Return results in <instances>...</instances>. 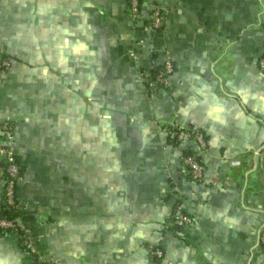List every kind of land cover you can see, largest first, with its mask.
<instances>
[{
  "label": "crops",
  "instance_id": "1",
  "mask_svg": "<svg viewBox=\"0 0 264 264\" xmlns=\"http://www.w3.org/2000/svg\"><path fill=\"white\" fill-rule=\"evenodd\" d=\"M143 3L134 19L127 0H0L12 58L0 123L37 251L64 264H264V0ZM166 52L168 85L151 95L138 73ZM174 122L205 131L200 181L180 169L196 145ZM177 207L191 223L173 221ZM0 264L39 262L12 229Z\"/></svg>",
  "mask_w": 264,
  "mask_h": 264
},
{
  "label": "built area",
  "instance_id": "2",
  "mask_svg": "<svg viewBox=\"0 0 264 264\" xmlns=\"http://www.w3.org/2000/svg\"><path fill=\"white\" fill-rule=\"evenodd\" d=\"M127 3V9L132 18L136 19L140 17L141 6L144 5L143 0H127ZM148 16L151 27H160L164 21V13L157 4L151 7ZM131 53L134 54V52ZM10 64L11 58L9 55L0 50V70L9 67ZM258 65L264 71V56L258 59ZM155 66L154 70H151L150 67L142 69L138 73L139 78L146 85L147 91L151 95H155L168 85L169 77L173 70L169 53H164V59ZM11 130L12 125L9 122L4 121L0 123V165L4 179V197L5 203L21 208L15 197L17 183L21 175L19 174V164L16 160L15 148L10 142ZM169 130L176 136L178 141L191 139L195 143L196 148L194 150L183 154L180 169L184 173H187L193 180L200 181L203 178L204 172V163L200 155V150L204 149L207 143L205 131L199 126L177 122L172 123ZM192 220L193 216L191 214L184 211L182 207H177L173 219L177 225H187ZM17 227H19V230ZM0 229L16 230L21 236L24 250L34 254L39 264H64L58 257L45 256L37 251L35 236L31 230L30 223L24 224L16 218L0 217ZM151 252L157 257L163 255L159 247H151Z\"/></svg>",
  "mask_w": 264,
  "mask_h": 264
},
{
  "label": "trees",
  "instance_id": "3",
  "mask_svg": "<svg viewBox=\"0 0 264 264\" xmlns=\"http://www.w3.org/2000/svg\"><path fill=\"white\" fill-rule=\"evenodd\" d=\"M11 58V56H9ZM12 60V58H11ZM156 66L151 67V70H154ZM189 152V151H188ZM187 153V152H185ZM184 153V154H185ZM16 160L19 164V174L21 175L23 173V165L20 162V159L18 158V155L16 154ZM0 217H5V218H16L20 221H22L24 224H28L34 220H37V216L34 215L32 212L26 211L24 209L21 208H17L12 206L11 204H7L5 203L3 205V207L0 210ZM17 229L19 230V227H17ZM1 231H7V230H12V229H6V230H2Z\"/></svg>",
  "mask_w": 264,
  "mask_h": 264
}]
</instances>
